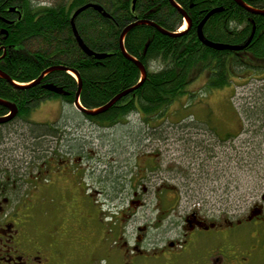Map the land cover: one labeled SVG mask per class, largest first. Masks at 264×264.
<instances>
[{
	"label": "flooded vegetation",
	"instance_id": "af4514ba",
	"mask_svg": "<svg viewBox=\"0 0 264 264\" xmlns=\"http://www.w3.org/2000/svg\"><path fill=\"white\" fill-rule=\"evenodd\" d=\"M232 121L243 131L240 117ZM48 125L28 144L18 176H0V264H264V193L251 197L258 203L252 209L209 223L199 210L188 211L248 202L247 194L232 199L241 177L232 163L243 161L228 155L232 132L213 142L189 132L195 142H181L177 157L158 140L161 155L133 167L129 159L113 166L91 156L79 122ZM104 163L117 175L87 178ZM176 210H186L180 227L171 224Z\"/></svg>",
	"mask_w": 264,
	"mask_h": 264
},
{
	"label": "trees",
	"instance_id": "16d2710c",
	"mask_svg": "<svg viewBox=\"0 0 264 264\" xmlns=\"http://www.w3.org/2000/svg\"><path fill=\"white\" fill-rule=\"evenodd\" d=\"M175 1L190 19V28L178 37L166 36L149 25L130 31L125 49L146 68L147 79L105 114L91 117L77 112L88 123L113 128L136 114L150 134L155 129L154 122L169 121L167 114L172 105L188 96L192 84L201 77L206 78L207 91L214 92L231 87L236 78L241 79L248 72H264V16L252 14L234 0ZM242 2L253 10L264 11V0ZM40 3L0 0V70L21 86L39 80L52 67L73 70L82 80L80 102L88 111L106 106L142 80L140 68L124 57L120 49L122 33L128 26L138 20H149L167 32L178 34L186 24L183 14L169 0H136V5L134 0H56L48 6ZM91 3L103 8L110 18L91 8L81 13L75 26L91 52L106 55L102 60L88 57L79 47L71 23L74 13ZM216 9L223 11L203 26L206 39L234 47L245 46L253 38L244 50L222 52L200 42V24ZM51 87L53 90H49ZM78 89V81L65 71L52 72L40 84L29 88H17L0 77V99L17 105L16 120L21 119L29 126L30 136L35 140L50 125L28 123L32 110L53 99L74 107ZM262 99L247 103L244 116L234 108L235 117L241 118L242 134L264 135V96ZM7 115L8 109L0 105V117ZM193 119L190 124L196 123L190 128L206 127ZM50 133L55 134L56 130L50 129Z\"/></svg>",
	"mask_w": 264,
	"mask_h": 264
},
{
	"label": "rangeland",
	"instance_id": "374dc122",
	"mask_svg": "<svg viewBox=\"0 0 264 264\" xmlns=\"http://www.w3.org/2000/svg\"><path fill=\"white\" fill-rule=\"evenodd\" d=\"M35 1L41 2L40 4L42 6L53 5L56 2V0ZM186 27L187 26H185V29H187ZM205 82L206 78L204 76L195 81L189 89V95L183 97L182 100L178 101L170 108L167 114L169 121L166 120L164 124L154 122L153 127L155 129H153L150 134H148L149 132H147V129H144L147 127L141 123L139 115L134 114L130 116L124 123L116 127L103 128L88 123L77 113L74 107L61 103L59 100L55 99L41 102L40 106L33 109L28 123L42 125L59 122V124L63 123V125H70L71 123L79 122L82 125V129L79 131L78 135H81L84 146L88 145L93 147L94 153L93 155L91 154V156H105L106 163L110 162L113 166H118L121 161L125 163L124 161L129 159V164L133 165V167L137 166V164L143 165V158L147 155H151L152 153L160 154L158 151L162 144L159 146L158 140H164L162 141L163 144L168 142V146L170 145V148H174L173 152H175V157H177L181 154L177 151V149L181 147L180 143H183V141H190L191 136L203 137L204 135L207 137V135H210L212 139L206 138L205 140L210 139L213 142L217 139L214 138L215 140H213V137L217 136L216 134L223 137L227 135V133L232 132L234 134L233 136L237 139L227 145L226 149L228 150V155L230 158L235 157L234 159L236 160L242 158L243 160L241 162L236 161L232 163V166L235 167L232 171H235L237 175L241 176L240 180L237 181L240 182V188L231 189L234 193L232 199L234 200L236 197L239 198L241 194H247L249 200L241 204L232 202L227 204H212L207 207L198 206L197 209H188V211L199 210L201 215L209 219H207L209 223L215 221L217 215L227 211L239 212L252 209V207L258 205V203L252 201L251 197L255 194L264 193V135H253L252 133L242 134V131L240 132L239 128L234 126L233 123L235 121L231 122L232 125L228 124V120L236 116L234 108L244 116L243 110L246 109L247 103L255 99L259 101L263 100L264 72H248L243 78H236L232 86L224 91H207ZM193 117H195L198 122L209 125L212 129L209 127L207 128L206 125V127H201L199 129L196 127L188 129L187 126L189 127L196 123L190 124V121H194ZM170 122L177 124L171 125L169 124ZM227 124L231 130L227 128ZM207 129L210 130L208 131ZM206 130L207 132H205ZM189 132L191 136L187 135ZM31 139L29 126L21 119L16 120L14 123L10 124V126H2L0 128L1 177L16 178L19 171L24 169H19L17 163L20 162V164L26 165L25 163L28 162L29 159L26 148L31 144ZM199 139L203 140L201 138ZM190 142L195 141L191 140ZM255 148H262L263 150L259 152L256 151ZM100 166L101 167L96 169L97 171L95 173L89 171L87 174L86 172L87 178L90 177L88 175H93L95 178L97 177V179H106L109 175H117L114 170L109 174L105 172V163L100 164ZM121 170L122 168L118 174L121 173ZM23 173L24 171H22L21 174ZM88 183L90 187L89 180ZM219 192L223 191L219 190ZM185 211L186 210H176L174 214L178 215L171 213L174 215V219H171V224L174 222L176 223V227H180L183 220L180 219L179 215ZM212 216L215 217L213 218ZM175 235L176 234H173L172 237L175 238Z\"/></svg>",
	"mask_w": 264,
	"mask_h": 264
},
{
	"label": "water",
	"instance_id": "95a60500",
	"mask_svg": "<svg viewBox=\"0 0 264 264\" xmlns=\"http://www.w3.org/2000/svg\"><path fill=\"white\" fill-rule=\"evenodd\" d=\"M172 7L174 9H176L177 11H180L183 16H184V22H186V25H187V29L190 28L191 26V21L190 19L188 18L187 14L185 11H183L181 9V7L176 3L175 0H169ZM240 7L242 8H246L247 10H249V12H251L252 14H256V15H260V16H264V11H258V10H253L251 9L250 7H248L244 2H242V0H234ZM134 5H136V0H134ZM94 9L96 10L97 12L99 13H102L103 12V8H101L99 5L97 4H89V5H86V6H83V7H80L79 10H77L75 13H74V18H73V21H72V27H73V32H74V37H76V40H77V43L79 45V47L81 49H83V51L86 53V55L88 57H94V58H97L98 60H102L104 59V57L106 55H99V54H95L94 52H91L89 50V48H87L83 42V40L81 39V37H79L78 35V32H77V29H76V26L74 24L75 20L81 15L82 12H85L87 10H90V9ZM223 11V9H216V10H213L211 11V13L203 20L202 24H200V27L198 29V32H199V40L200 42L204 43L207 47L211 48V49H214V50H217V51H231V52H234V51H242L245 49V47H247L253 40V38H251L249 40V42L245 45V46H229V45H221V44H216L214 42H209L206 37L204 36V33L202 32V29H203V26L208 22V20L215 14H219ZM104 16L106 18H110V15L107 14L106 12H103ZM146 26V25H149L153 28H155L156 30H158L160 33H163L164 35L166 36H172V37H178L181 32H184V31H180L178 34H174V33H170V32H167L165 31L161 26H159L158 24L156 23H153L149 20H138V21H135V23H133L132 25L128 26L125 31L122 33V37H121V40H120V49H121V52L123 54L124 57H126L128 60L132 61L133 63L136 64V66H138L141 70V82L138 84V86H136L135 88H132L131 90L127 91L126 93H123V94H120L118 95L115 99H113L110 103L106 104V106L100 108V109H96L94 111H88L86 109H84L81 105V102H80V96H81V93H82V80L80 79V76L78 75V73H76L75 71H70L68 70L66 67H52L50 68L49 70H47L45 73H43L41 75V77L39 78V80L35 81L34 83L32 84H29L28 86H21L20 84L18 85L17 83H14L11 78L6 75L5 73H3L1 70H0V77L7 81V83H10L14 86H16L17 88L19 87H26V88H29L31 85H38L41 83V81L48 75H50L52 72H55V71H65V72H68L71 76L73 75L74 78L78 81L79 83V89H78V92L75 96V104H74V108L76 109V111L78 113H81L83 115H87V116H91V117H96V115H100V114H105L107 113V111L109 109H111L113 106H115L122 98L124 97H127L129 94L131 93H134L135 91L138 90V88L142 85V83L144 81H146L147 79V70L145 67H143V65L138 61V60H135L133 57H130L125 49V46H124V42H125V38L127 37V34L132 31L133 29H135V27L137 26ZM49 90H53V88H49ZM0 105L1 106H4L8 109V116L6 117H0V125H4V124H8L9 122L13 121L14 119H16L19 114V109L17 107V105L15 104H12L11 102H7V101H4L2 99H0Z\"/></svg>",
	"mask_w": 264,
	"mask_h": 264
},
{
	"label": "bare ground",
	"instance_id": "6f19581e",
	"mask_svg": "<svg viewBox=\"0 0 264 264\" xmlns=\"http://www.w3.org/2000/svg\"><path fill=\"white\" fill-rule=\"evenodd\" d=\"M74 18V17H73ZM72 21H73V19H72ZM72 23V22H71ZM74 24H75V22H74ZM185 26H187L186 24H185ZM185 26L180 30V31H184V29H185ZM187 28V27H186ZM186 30V29H185ZM179 31V32H180Z\"/></svg>",
	"mask_w": 264,
	"mask_h": 264
}]
</instances>
